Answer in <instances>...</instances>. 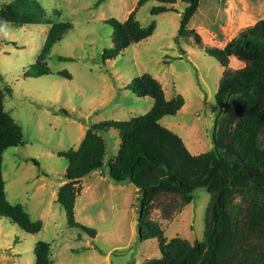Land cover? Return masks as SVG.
Here are the masks:
<instances>
[{"label":"rangeland","instance_id":"374dc122","mask_svg":"<svg viewBox=\"0 0 264 264\" xmlns=\"http://www.w3.org/2000/svg\"><path fill=\"white\" fill-rule=\"evenodd\" d=\"M10 1L0 0V8ZM137 1L105 0L96 5L97 0H38L52 22L72 25L46 57L52 74L39 77L29 71L51 25L0 28L4 108L21 126L24 142L4 152L6 196L11 204H21L32 221L42 222L41 231L31 234L0 216V264H35L38 241L51 244L53 264H144L160 257L157 239L139 237L136 188L132 183H114L108 175L107 163L121 144L118 131L103 134L107 150L103 169L78 184L75 218L95 229L94 236L69 227L66 211L57 201L68 164L57 153L76 149L95 123L147 113L153 99L126 89L144 73L159 80L167 99L178 94L185 99L178 113L165 116L161 123L179 134L193 154L213 149L215 95L224 67L205 47L224 48L242 30L264 19V0H201L184 34L179 28L185 3L153 15L151 9L158 2L148 1L137 19L143 26L154 22V33L104 63L102 53L112 45L113 31L106 20L124 21ZM192 31L200 35L201 44ZM65 57L68 60L61 59ZM244 67V61L230 57L229 69ZM64 71L71 78L60 73ZM210 201L207 188L196 189L186 205L179 195L163 193L153 203L150 219L159 222L168 240L179 236L191 243L201 241Z\"/></svg>","mask_w":264,"mask_h":264},{"label":"trees","instance_id":"16d2710c","mask_svg":"<svg viewBox=\"0 0 264 264\" xmlns=\"http://www.w3.org/2000/svg\"><path fill=\"white\" fill-rule=\"evenodd\" d=\"M104 1L97 0L96 5ZM148 1L158 2L151 9L153 15L174 11L178 2L186 4L179 34L187 33L201 3V0H138L124 21L107 19L113 31L112 45L102 53L104 63L117 59L126 48L154 33V22L143 26L137 19L138 10ZM36 24L51 26L29 71L33 77L52 74L46 57L72 25L52 22L38 0H11L0 8V28ZM192 33L201 44L200 35ZM205 51L224 67L215 95L218 112L213 149L193 154L179 134L161 123L162 118L176 115L185 104L181 94L167 99L162 84L154 76L144 73L135 77L126 89L139 97L153 99L147 113L129 120L95 123L76 149L57 153L68 162L57 201L66 211L69 227L80 228L90 236L96 234L95 229L76 221L78 184L90 173L103 169L107 151L103 134L114 129L121 144L117 155L107 163L108 175L114 183L134 185L140 203L139 237L159 241L160 257L144 264H264V19L242 30L224 48L205 47ZM231 56L244 61L245 67L229 69ZM60 73L71 78L66 71ZM4 98L0 86V216L27 233L36 234L41 231L42 222L32 221L21 204H11L6 196L3 155L8 148L24 142L21 126L4 108ZM34 162L39 165V161ZM198 188H207L211 194L203 239L193 243L179 236L166 239L159 222L150 219L153 203L164 193L179 195L181 204L186 205L192 202ZM35 255V264H53L49 242L38 241Z\"/></svg>","mask_w":264,"mask_h":264},{"label":"crops","instance_id":"0c3cea01","mask_svg":"<svg viewBox=\"0 0 264 264\" xmlns=\"http://www.w3.org/2000/svg\"><path fill=\"white\" fill-rule=\"evenodd\" d=\"M232 57H234V56H232ZM136 191H137V189H136ZM137 193H138V191H137ZM139 195V194H138Z\"/></svg>","mask_w":264,"mask_h":264},{"label":"water","instance_id":"95a60500","mask_svg":"<svg viewBox=\"0 0 264 264\" xmlns=\"http://www.w3.org/2000/svg\"><path fill=\"white\" fill-rule=\"evenodd\" d=\"M216 106H213V108H215Z\"/></svg>","mask_w":264,"mask_h":264}]
</instances>
